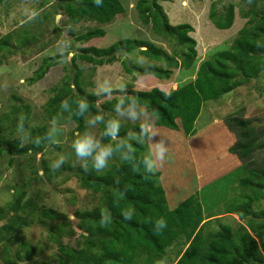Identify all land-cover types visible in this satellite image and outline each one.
I'll list each match as a JSON object with an SVG mask.
<instances>
[{
  "label": "rangeland",
  "instance_id": "374dc122",
  "mask_svg": "<svg viewBox=\"0 0 264 264\" xmlns=\"http://www.w3.org/2000/svg\"><path fill=\"white\" fill-rule=\"evenodd\" d=\"M138 1L119 0L124 7V13L117 15L108 24H99L87 20L72 22L61 9L62 3L58 0H0L2 46L0 50V264H5L3 260L16 264H59V250L62 247L74 249L82 247L83 239L88 232L85 224L87 214L100 205L102 199L100 192L92 193L80 187V178L86 177V172L82 171L80 162L71 149V142L79 131L76 130V124L69 116L61 112L55 116L60 120L61 134L57 137L58 145L54 151L34 148L32 154L28 155L27 151L32 147L30 143H25V150L19 146L15 150L4 143L17 141L16 126L21 114L26 117L25 124L32 136L40 134L43 130L46 131L51 119L45 109L47 102L54 95L52 88L59 85L63 78H67V82L74 90L72 83L76 68L81 70L80 81L89 93H92L98 75L111 72L123 77L122 82L128 85L129 91L158 88L168 93L179 85L193 80L198 66L213 53L230 47L248 20L243 17L245 13L250 11L255 18L264 15V0H251V3L249 0H157L171 25L188 24L193 28L188 36L196 42L195 67L188 71L181 68L173 69L168 80L154 77L145 87L134 88V76L138 70L135 60L141 56L139 50L145 48L133 46L118 50L113 55L112 63L96 67L81 59V49L106 48L118 40L129 38L149 41L180 61L187 47L175 37L167 35L165 38L156 34L151 25H144L136 8ZM151 2L152 0H148L149 4ZM230 5L234 10L231 28L216 29L209 20L211 9H214L216 15L224 16ZM25 7L37 10L38 17L28 21L23 14ZM68 25H72L70 31H67ZM95 28L104 29L105 36L86 43L80 41L82 34ZM61 34H66L65 38L70 40L76 53L74 60L66 63H62L56 53V41ZM122 63H125L128 71L123 68ZM43 70H46L44 77L37 82H31ZM5 82L8 84L6 91L2 88ZM113 100L101 103L100 107L104 113L114 115ZM232 118L243 119L257 134L256 141L263 143V146L253 151L250 156L255 166L262 165L264 163V70L256 78L220 99L205 102L195 122L196 137L190 144L186 142L188 138H185L182 132L178 134L174 131L172 136L167 132L163 134L160 132L161 135L169 138L170 151L169 159L159 171V183L164 194L166 190L172 203L180 201L187 193H190V196L198 193L205 218L206 212L218 211L214 203L215 195L229 198L237 188L224 177L230 176L233 180L238 170L226 172L222 167L225 164L223 155L226 152L222 136L226 128L224 120H230L233 132L228 130L235 135L236 141L238 139L236 135L241 131V128L231 122ZM125 125L136 124L124 120L122 127ZM35 131L37 132L34 134ZM216 134L220 136L213 137ZM58 153L65 156L66 163L59 171L53 173L49 169V163ZM117 163L118 160L110 162L109 168L102 173H106ZM199 175L203 178H198ZM237 192L239 193L238 188ZM21 194H23L21 204L27 199L32 202L26 207L27 211L36 210L35 213L39 214L43 208H46L65 214L68 220L63 224L64 230L59 232L56 228L62 223L61 221L42 224L36 217H29L27 225L20 227L18 232L3 229L2 226L11 222L14 215L8 206ZM258 210L264 211V197L255 206V211ZM18 213L26 216L25 213ZM210 219L214 221L212 228L229 225L233 230H237L243 225V221L232 213ZM259 219H264V215ZM259 246L264 254V236ZM29 247H32L33 252L27 259L24 255ZM179 248L173 246L167 250L166 257L169 262L175 261ZM138 264H144L142 255L138 258Z\"/></svg>",
  "mask_w": 264,
  "mask_h": 264
},
{
  "label": "trees",
  "instance_id": "16d2710c",
  "mask_svg": "<svg viewBox=\"0 0 264 264\" xmlns=\"http://www.w3.org/2000/svg\"><path fill=\"white\" fill-rule=\"evenodd\" d=\"M58 1L62 3L61 9L74 23L87 20L108 24L125 11L119 0H103L102 7H95L94 0ZM136 8L144 25H151L156 34L165 38L167 35L175 37L187 47L180 61L149 41L129 38L118 40L106 48L84 47L81 49V59L94 67L103 66L114 61L113 55L118 50L136 46L145 48L144 51L139 50L141 55L160 64L159 66L152 64L154 77L159 80L170 79L173 69L181 68L186 71L194 69L197 56L196 42L188 36L193 28L188 24L171 25L157 0H152L150 4L148 0H139ZM243 17L248 20L230 47L213 53L207 60L201 62L193 80L179 85L168 93L158 88L129 91L130 94L137 96L141 103L146 104L149 111L155 109L158 112L157 127L173 131L181 128L186 138H192L196 134L195 122L205 102L220 99L256 78L264 70V47L257 48L258 44L264 45V15L255 18L249 11ZM233 19L234 10L231 5L224 16L216 15L214 9L209 13V20L218 30L230 29ZM105 34L104 29L95 28L82 34L80 41L86 43L95 38H103ZM1 47L0 44V50ZM122 65L124 69L129 70L125 63ZM45 74L46 70H43L31 82L41 80ZM81 75V70L76 68L72 83L74 90L67 82V78H63L59 85L52 88L54 95L47 102L45 109L50 119L59 112L67 114L79 132L85 128L83 119L62 112L60 104L66 98L70 100L87 98L92 105V112H96V96L82 86ZM113 102L115 104V99ZM224 122L226 128L233 132L230 120L225 119ZM231 122L241 128V131L236 135L237 141L228 151L236 155L241 165L236 169L238 173L234 175L233 180L230 176H225L224 179L233 187L237 186L239 193L236 188L229 198L215 195L217 213L206 212L204 218L198 193L187 197L176 208L169 210L164 190L159 183V172L144 179L142 172L134 174L119 160L106 173H97L89 166L86 177L80 178V187L92 193L100 192L101 203L87 214L85 224L89 233H86L82 247L80 249L62 247L59 250V264H138L141 255L144 264H155V261L165 257L167 250L173 246L180 248L175 261L173 263L168 261V264H264V254L259 246L264 236V219L259 218L264 215V211H255L257 202L264 197V163L255 166V162L250 158L253 151L261 148L263 143L256 141L257 134L243 119L232 118ZM136 127L137 125L123 126L121 135L128 129ZM44 132L45 130L34 136L42 135ZM4 143L7 147L17 150L19 142ZM144 151V147H137L138 155H143ZM117 180L120 182L119 185L116 184ZM117 188L125 190L120 193L123 197L121 207L135 209L132 222L124 221L120 215L121 208L113 206V193ZM22 198L23 194L8 206L14 215L11 222L2 226L3 229L18 232L20 227L27 225L29 217H36L42 224L61 221L56 228L59 232L64 230L63 224L68 220L65 214L46 208L39 214L35 213L36 210L27 211L26 207L32 202L27 199L21 204ZM101 209H107L112 217L107 228H102L99 224ZM18 212L25 213L26 216L19 215ZM226 213L237 215L243 221V225L237 230H233L229 225L212 228L214 221L210 218ZM160 217L166 220L167 227L157 233L153 225L147 221L149 218L155 221ZM32 250V247H29L24 257L29 259ZM3 261L5 264H16Z\"/></svg>",
  "mask_w": 264,
  "mask_h": 264
},
{
  "label": "clouds",
  "instance_id": "9594fccd",
  "mask_svg": "<svg viewBox=\"0 0 264 264\" xmlns=\"http://www.w3.org/2000/svg\"><path fill=\"white\" fill-rule=\"evenodd\" d=\"M94 6L102 7L103 0H94ZM23 14L28 21H31L38 17L39 12L25 7ZM71 29L72 25H68L67 31ZM65 35L61 34L55 45L57 56L62 63L71 61L76 55L70 40L66 39ZM262 47L264 45H257L258 49ZM135 63L138 65V70L134 76V88H143L150 79L154 78V66L143 55L138 56ZM122 80L123 77L116 72L98 75L92 90L93 95L98 98L95 101V113L92 112V105L87 98L77 100L66 98L61 101L60 108L62 112L79 117L84 121V131L77 132L71 142V149L84 172H88L90 166L97 173H102L109 168L110 162L119 160L126 164L134 174L142 172L144 179H148L155 176L169 159L170 140L157 131L158 112L155 109L149 111L146 104L141 103L137 96L129 93L128 85ZM2 88L4 91L7 90V82L2 85ZM114 98L116 101L112 109L114 115L104 113L100 107L101 103ZM124 120L136 124L137 127L128 129L124 135H121L122 121ZM25 121L26 117L21 114L16 126V139L20 148H23L26 142L30 143L32 147L28 149V155L32 154L34 148L44 151L56 149L57 137L61 134V124L57 117L50 120L47 130L42 135L36 136L29 133ZM138 146L145 148L143 155L137 154ZM65 163V156L58 153L56 158L49 163V169L55 173ZM119 183L117 180L116 184L119 185ZM122 191L125 190L117 188L113 193V206L121 208L120 215L124 221L132 222L135 209L121 207L123 197L120 193ZM111 220L110 212L107 209H101L99 213L100 226L107 228ZM147 222L153 225V229L157 233L167 227V222L163 217L155 221L149 218ZM155 264H168V258L165 256L157 259Z\"/></svg>",
  "mask_w": 264,
  "mask_h": 264
},
{
  "label": "crops",
  "instance_id": "0c3cea01",
  "mask_svg": "<svg viewBox=\"0 0 264 264\" xmlns=\"http://www.w3.org/2000/svg\"><path fill=\"white\" fill-rule=\"evenodd\" d=\"M216 101V100H215ZM222 102V101H221ZM213 123H214V120L212 121V125H213ZM224 127H226V126H224ZM157 130H158V132L160 133H164V132H167V134L168 135H171V134H173V130H169V129H167V128H164V127H157ZM178 132H182V134L184 135V133H183V131H182V129L180 128L178 131H177V133ZM179 134V133H178ZM197 134V133H196ZM196 134L192 137V138H190V139H187V143L188 144H190V142H191V140L194 138V137H196ZM172 136V135H171ZM198 136V135H197ZM220 136V134H216V135H213V137H219ZM223 142L225 143V147H224V149L226 150V152L224 153V155H223V163H224V161H225V164L222 166L223 167V169H225V171L226 172H229V171H232V170H236L240 165H241V162L238 160V158L235 156V155H233V154H231V153H229L228 152V149H229V147H231V145L232 144H234V142L236 141V138H235V135L233 134V133H231V132H229V130L227 129V128H224V133H223ZM186 138V137H185ZM222 148H223V146H222ZM222 163V164H223ZM224 171V172H225ZM225 172V173H226ZM198 178H200V179H202L203 177H202V175H199V176H197ZM162 180V179H161ZM165 196H166V203H167V206H168V208H169V210H172V209H174V208H176L182 201H184L187 197H189L190 196V193H187V194H185L183 197L184 198H182L180 201H178V202H176V203H172L171 201H170V198H169V196L167 195V193H166V190H165ZM172 196H174V195H172ZM172 203V204H171ZM171 204V205H170Z\"/></svg>",
  "mask_w": 264,
  "mask_h": 264
}]
</instances>
